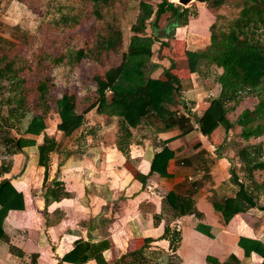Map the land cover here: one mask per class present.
Wrapping results in <instances>:
<instances>
[{
  "label": "crops",
  "instance_id": "obj_1",
  "mask_svg": "<svg viewBox=\"0 0 264 264\" xmlns=\"http://www.w3.org/2000/svg\"><path fill=\"white\" fill-rule=\"evenodd\" d=\"M187 4L183 9L193 7L196 19H187L185 25L176 24L174 36L162 39L167 43L166 52L171 48L176 58L186 49H198V45L207 43L210 33L206 26L215 17L204 3L188 0ZM201 18L208 23L204 25ZM200 24L202 28H198ZM163 61L174 65L173 72L181 73V68H187L186 60V66L180 68L176 67L177 60ZM181 90L192 104L202 103L204 93L199 86L193 84ZM219 93L220 89L214 98ZM204 104L207 108L209 101ZM130 132L126 155L113 141L92 145L85 153L82 149L80 158L68 157L69 151L59 149L53 156L59 160L49 162L45 184V168L37 165L36 147L24 148L11 156L10 169L0 180L11 181L22 194L25 208L8 211L3 221L0 264H73L61 259L78 240L93 245L106 242L107 246L83 264H262L258 254L251 252L246 257L238 245L240 238L264 243V202L260 197L255 208L245 206L232 214L235 205L230 201L239 194L229 182L230 168L236 163L234 145L229 146L231 138L222 153L196 128L182 133L175 127L166 129L148 122ZM43 134L40 137L46 135ZM164 146L176 154L169 163L168 172L174 175L169 180L150 172L151 158ZM178 160L189 163L180 168L176 165ZM57 172L71 197L46 203L43 195ZM183 184L191 192H176L172 210L162 200L166 198L169 203V191L173 187L179 190ZM178 196L190 204L182 217L176 209ZM216 203L225 204L223 212L215 211ZM230 214L232 217L226 221ZM169 216L171 221L167 220Z\"/></svg>",
  "mask_w": 264,
  "mask_h": 264
},
{
  "label": "trees",
  "instance_id": "obj_2",
  "mask_svg": "<svg viewBox=\"0 0 264 264\" xmlns=\"http://www.w3.org/2000/svg\"><path fill=\"white\" fill-rule=\"evenodd\" d=\"M92 3L95 9L105 6L109 8L114 0H85ZM199 3L206 4L210 10H217L227 1H242L243 9L239 13V17L222 22L216 15V21L209 28L210 43L205 48L186 49L183 55L178 58L187 61V69L177 73L173 72L171 67L163 72L162 78H153L146 76L145 66L151 61L153 56L152 45L159 40L156 38L155 30L158 20L161 15L170 11V19L174 25H185L187 19V10L181 9L168 0H161L155 9L151 4L141 1L139 3V11L135 24L132 25L131 31L133 35L129 39L127 51L122 53L121 61L117 66L109 68L103 76H95V101L81 113L78 112L75 97L64 94L62 99L55 102V106L59 110L58 123L56 130L63 137L72 136L84 124L85 115L91 111L96 112L106 119H116L119 124V133L116 136V145L122 153L124 147L127 148L131 137V129H137L143 123H157L163 128H172L179 125L180 117L178 112L173 109L185 108V99L182 93L180 79L187 75H191L199 70L201 62H206L209 65H215L222 72L217 78L220 86V93L217 98L209 101V106L203 113L202 117L197 118L194 124L196 129L203 134L207 133L210 126H214L217 131L221 124L227 127L237 125L240 127V136L243 140L248 141L250 138H259L264 134V43L259 40L258 32L264 31V0H195ZM96 9L93 14L96 19L102 20L103 15ZM152 18V20H151ZM202 22H207V19L201 18ZM149 21L151 27V35H146V22ZM202 24L198 28H202ZM107 35H100L96 41L95 53L101 52H117L122 46V33L119 28L107 24ZM164 51L158 56L160 59L174 60V53L170 48L166 52L167 43H163ZM92 50H78L75 52V60L77 62L85 58L92 57ZM165 53V54H164ZM95 57V56H94ZM7 56L0 59V79L6 80L13 90H10L8 103L13 105L16 117L20 120L27 115L26 124L23 126L22 135L16 138H8L7 144H11L15 148V152L20 153L24 148H37V163L42 162L45 168L43 182L48 179L49 156L51 152L59 150V144L51 139L41 148L43 155L39 154L37 139L45 132L46 124L45 117L47 115V81L43 80L37 87V103L36 109L31 110L24 90V80L20 76V70L15 68L14 61H7ZM96 60V58H95ZM153 68L158 67L156 64L151 65ZM256 96V104L252 110H242L237 117V121L233 124L228 120V112L234 110L241 103V98ZM185 101V102H184ZM21 111V112H20ZM29 113V114H28ZM195 118V117H194ZM183 119H181L182 121ZM228 122V125L225 123ZM185 123V121H183ZM254 122H256L255 125ZM191 125V124H190ZM178 130L182 128L179 126ZM182 133L190 131L181 129ZM208 135V134H206ZM209 136V135H208ZM47 137V136H46ZM46 140L48 138H45ZM45 140V141H46ZM224 138H222V141ZM125 145V146H124ZM221 144H216V151L221 150ZM245 153V152H243ZM7 154V153H6ZM82 157L79 152H70L69 156ZM176 158L174 151L163 147L160 152L153 155L150 160V172L156 173L161 179H173L174 175L168 172L169 163ZM245 157L242 158L244 160ZM189 160H178L177 166L180 168L186 166ZM59 164L58 166H61ZM251 171L264 169V162H260L256 158H251L250 161L244 164ZM5 167V168H4ZM0 166V177L3 176L10 166ZM25 168L20 172V176ZM57 177L51 182L43 197L46 203L58 202L62 199L71 197L65 191L63 184ZM238 176L231 170L229 182L237 189L238 197L230 202L235 205L232 214L238 213L245 206H249L250 202H245L240 199V195L246 191L245 186L238 180ZM249 198V196H247ZM249 200V199H248ZM190 204L182 197L176 199V209L178 216L182 217L190 209ZM225 204H214V209L217 212H223ZM24 209L23 196L12 185L9 179L0 180V240L4 239L2 232L3 221L8 211H20ZM226 217V221L232 217ZM4 241V240H3ZM106 244V242L104 243ZM103 243L93 245L90 242L75 241L74 248L63 256L62 262L73 264H83L88 259L102 252L107 246ZM238 245L244 250L245 256L248 257L251 252L258 254L264 264V243L247 238H240ZM208 262H212L210 257H206ZM214 264V263H213Z\"/></svg>",
  "mask_w": 264,
  "mask_h": 264
},
{
  "label": "rangeland",
  "instance_id": "obj_3",
  "mask_svg": "<svg viewBox=\"0 0 264 264\" xmlns=\"http://www.w3.org/2000/svg\"><path fill=\"white\" fill-rule=\"evenodd\" d=\"M141 1L151 4L153 9H155V6L161 0H114L109 8L105 6L96 8L98 10L100 8V12L103 15L102 20L96 19L93 14L96 10L95 7H93L92 3L85 0H0V59L3 56H7V61H14L15 68L20 70V76L24 80V90L27 102L29 103L28 106L31 110L36 109L38 97L37 87L39 83L46 80L49 87L46 97V106L48 108V113L45 117L47 128L44 134L46 135L43 134V137L37 139L40 142L38 144L40 156L43 155L41 148L51 139L59 144L60 150H65V152H80L83 149V153L86 152L87 148L92 147V145L96 146L101 142H117L114 136L116 137L119 133L120 126L118 120L106 119L104 116H100L96 112L91 111L85 115L84 124L80 129L70 137H63L56 130V125L59 121L56 111L59 110L58 102L64 94L75 97L79 113L95 101L96 87L94 77L103 76L105 71L120 63L122 53L127 51L129 39L133 35L131 27L137 20L139 3ZM168 1L171 2L170 0ZM187 2L188 0L186 2L178 0L177 5L181 9L187 8ZM243 7L242 1H227L217 10H211L215 14V17L208 20L213 23L209 22L206 28L209 31L210 26L216 21L218 22L219 19H216V15L221 17L220 20L225 23L239 17V13ZM187 10L189 14L187 13L185 19L195 20L196 14L194 8L189 7ZM171 22L170 11H168L160 16L157 24L158 29L165 28ZM107 24L119 28L122 33V46L117 52L95 53L97 39L100 35L106 36L108 33ZM191 30L194 31V29ZM151 32L149 21H147L144 33L151 35ZM258 34L259 40L264 43L263 29ZM158 40L159 43L155 44L157 48L155 46L152 47L153 56L151 61L145 66L146 76L154 78L163 77V72L166 70L163 68H170L171 70V67H174V65H171L167 61H163L168 59H160L158 57L162 50L164 51L163 43L165 44L162 39ZM209 43L210 40L208 39L202 48L207 47ZM198 46L201 47V45ZM78 50H84V52L92 50L94 53L92 57L77 62L74 56ZM174 60L179 61L176 66L177 68L186 66L185 60L181 59V61L178 58H174ZM152 64H156L158 67L153 68L151 66ZM181 69L180 71H184L187 68ZM199 70L191 75L186 72L187 77H182L180 82L182 83L181 87L184 89L193 84L199 86L200 90L204 93L200 99L203 101L202 103L199 102V105L196 106V103L192 104L190 100L185 99V108L173 107L178 112L177 116L180 117L179 125L174 126L176 129L182 125L181 129L194 130L196 128L194 122L197 118L200 119L207 109L204 102L214 99L220 89L217 78L222 72L221 69L215 65L201 62ZM10 90H13L10 84L6 80L0 79V166L3 167L4 165L10 166L12 163L11 156L17 152L6 141L8 138H16L22 135L23 126L31 114H34L33 112L28 113V117L26 115L24 119H18L14 111L15 107H13L12 103H8L10 95L13 96V94H10ZM240 100L241 103L234 110L228 112V122L231 121L235 124L242 110H252L257 102L255 95L246 97V99L243 97ZM56 101H58L57 106H55ZM181 119L183 120L181 121ZM227 121L225 120V123L228 125ZM255 124L256 122L253 125ZM181 129L180 131L182 132ZM217 129L214 132L216 130L215 127L210 126L206 133L209 136L206 134L203 136L207 140L210 138L208 142L213 145L221 144L222 142V153L226 151L225 145L226 143L228 144L231 138L229 146L234 145L236 163L234 162L232 164L230 170H233L237 174L241 183L246 188V191L243 193L244 195H240L241 199L247 203L250 202L249 206L255 208L258 203V198L261 197L264 202V169L251 171L244 164L247 163V160L250 161L251 158H256L260 162H264V134L257 139L250 138L246 141L241 138V129L237 125L233 127L228 125L227 127L225 124H221ZM200 133L203 134V132ZM45 138L48 139L46 140ZM222 138H224L223 141ZM233 141H236V144ZM123 149L126 151L125 147ZM54 153L56 152L50 153L49 162H51V159L52 161L55 160L53 157ZM80 153L82 155V152ZM243 157H245L244 160H242ZM238 163L240 165H237ZM37 165L42 167V162L39 161ZM204 167L206 169L208 166L205 165ZM33 182H35V179ZM44 188L47 187L44 186ZM179 188V190L178 188L176 190L173 187L169 191V203L166 201V198L162 200L172 210L175 208L176 192L185 195L191 192V188L185 184L180 185ZM76 190L79 189L76 188ZM167 220L171 221V216Z\"/></svg>",
  "mask_w": 264,
  "mask_h": 264
},
{
  "label": "water",
  "instance_id": "obj_4",
  "mask_svg": "<svg viewBox=\"0 0 264 264\" xmlns=\"http://www.w3.org/2000/svg\"><path fill=\"white\" fill-rule=\"evenodd\" d=\"M181 1L184 2L185 0H181ZM174 29H175V25L173 23H170L164 29H157V30H155L156 38L169 40L174 36Z\"/></svg>",
  "mask_w": 264,
  "mask_h": 264
}]
</instances>
